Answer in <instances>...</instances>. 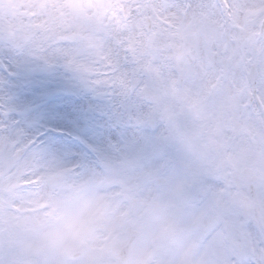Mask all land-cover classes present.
Listing matches in <instances>:
<instances>
[{"label":"snow or ice","instance_id":"snow-or-ice-1","mask_svg":"<svg viewBox=\"0 0 264 264\" xmlns=\"http://www.w3.org/2000/svg\"><path fill=\"white\" fill-rule=\"evenodd\" d=\"M229 19L223 0H0V53L103 102L49 140L0 94V264H264V30L233 47ZM45 172L104 194L26 240Z\"/></svg>","mask_w":264,"mask_h":264},{"label":"flooded vegetation","instance_id":"flooded-vegetation-1","mask_svg":"<svg viewBox=\"0 0 264 264\" xmlns=\"http://www.w3.org/2000/svg\"><path fill=\"white\" fill-rule=\"evenodd\" d=\"M223 2L226 4L227 10L230 14L228 28L231 31L247 32L252 30L254 33L261 31L262 22L264 18V0H223ZM253 34L251 37L247 34H243L242 38L234 39L233 41H235L236 44H239L240 46L245 48L257 47L258 42ZM233 41L231 40V43ZM14 60H15V56L11 52H6L4 56H0V77H3L7 81V83L2 88H0V94L7 95L10 98L9 102L12 105L17 106L19 109L22 108L24 103L29 101L33 102L32 106L29 107L30 109L29 112L21 115L20 117H17V118H21V124L23 127H25L26 131L29 134H33L37 130L36 129L34 131L39 121H41L42 124H44L46 121L50 122L51 124V111L62 112L61 107L64 106V104L73 100L72 98L78 101L79 104L86 99H89L91 102H93L94 104L92 105H99L102 103V101L93 97L90 93L84 90H80L79 92L74 91V94L72 95H65L64 93H58L52 97H48L47 84H51V92H55L60 89H65L67 87L66 85L70 80L69 76L71 75V73L66 72L61 67H55L54 69H51V72L38 75V76H45L51 74V82L46 80L44 84L40 82L31 83L30 81L32 80L25 81L22 80L17 75L19 73L20 76H23L24 74L30 76H36V75L31 74L29 70L28 72L26 71L20 72L13 70L18 68H22V69L25 68V67H17L16 64L14 63ZM5 65H7V67H5ZM19 84H21V86H16ZM30 84H32V87L28 86ZM30 90L37 92H30ZM226 96L227 93L224 87L221 86L217 93V101L219 103L226 104L227 103ZM90 106L91 105H88V111ZM48 109L50 110L48 112L49 114H46L44 110L47 111ZM74 113H76L77 115L76 111L70 113V115L71 114L74 115L73 117L71 116L72 119H74L76 116ZM64 119H66L65 115L64 116L56 115L53 120L56 124L62 125L67 128V125H70V122ZM29 122H31L32 124H28ZM71 124L73 125V122ZM49 140H51V137ZM142 248H143L142 245H138L137 248L135 249L136 254H140Z\"/></svg>","mask_w":264,"mask_h":264},{"label":"rangeland","instance_id":"rangeland-1","mask_svg":"<svg viewBox=\"0 0 264 264\" xmlns=\"http://www.w3.org/2000/svg\"><path fill=\"white\" fill-rule=\"evenodd\" d=\"M253 33L254 32L252 30L247 32H235L231 31L229 28L226 31V34L229 38H231L232 41L234 39L242 38L243 34H247L251 37ZM231 45L237 48H245L239 44H236L235 41H233ZM45 79L51 82V75L46 76ZM69 79L70 82L68 84L70 86L77 87L75 85L74 77L71 76ZM86 104L92 105L94 103H90V100L86 99L84 103H81L77 115L74 113L76 115L74 119H72L74 115H70V113L75 112L74 110H77L78 105H76L75 102L66 103L61 107L63 111L67 110L70 112L69 114L65 115L66 119L64 120L70 122V125H67V129L72 133L70 137H65L64 140H69L70 138L72 139L75 136L73 134H76V132L73 131H76L80 127L81 123L84 121V115H87V110L84 108ZM72 122L73 125L71 124ZM51 166H55L54 169L57 168L55 163L51 164L49 167L51 168ZM64 174L65 176L62 181L51 186L48 184L47 180L56 175H52L50 172L43 173L37 180V184L33 190L32 196L24 197L37 199L39 201L38 206L31 213H28L23 217V224L25 225V230L23 232L24 239L29 240L34 237L46 234L47 231L51 230L52 224H54V227L62 225L65 215L78 212L81 209L83 203L93 195L104 194L103 192H98L91 186L82 187L80 180L73 176L71 172ZM46 202L49 203V207L46 209H41L40 206ZM51 206H56L55 213L51 212ZM113 211L114 209H109V211L105 214L103 222H107L111 219ZM63 238H67V234H65Z\"/></svg>","mask_w":264,"mask_h":264},{"label":"water","instance_id":"water-1","mask_svg":"<svg viewBox=\"0 0 264 264\" xmlns=\"http://www.w3.org/2000/svg\"><path fill=\"white\" fill-rule=\"evenodd\" d=\"M128 251H129V249L128 248H121L120 249V254L121 255H124V256H127L128 255Z\"/></svg>","mask_w":264,"mask_h":264}]
</instances>
